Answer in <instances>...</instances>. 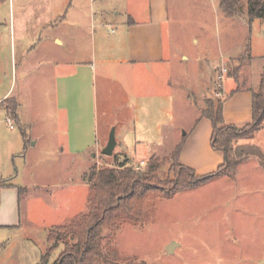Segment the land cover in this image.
I'll return each instance as SVG.
<instances>
[{"label":"crops","instance_id":"0c3cea01","mask_svg":"<svg viewBox=\"0 0 264 264\" xmlns=\"http://www.w3.org/2000/svg\"><path fill=\"white\" fill-rule=\"evenodd\" d=\"M172 27L168 0L1 2L0 55L5 52L9 58L11 76H16L20 69L24 91L28 90L32 76H35L34 82L39 83L40 78L48 82L55 108L52 119L56 127L62 124L64 129V141L54 145L55 150L63 151L66 160H70L69 164H64L61 172L58 169L57 177L61 174V179L54 183H49L47 178L41 176L38 184L18 181L19 172L14 173L13 167L12 142L0 134L1 232H12L22 226L20 197L24 192L31 193L36 189L49 192V189L54 188L69 190L73 186L86 188L72 179L71 168L77 166L75 160L80 159V168L83 173L86 170L87 174L94 162L99 161V153L102 154V148L108 141L109 129L114 127V124L106 127L104 135L97 131L95 98L98 86L105 95H113L114 101H117L115 112L120 110L118 115L122 117L117 120L123 127H129L131 136L123 132L117 137L116 127L114 133L116 153L131 163H146L150 157L160 156L166 143L172 145L184 139L179 162L195 175H209L224 164L223 154L210 145L211 123L205 118L199 119L201 106H196L194 101L192 104L197 109V116L187 128L188 131L180 136L181 130L187 126L177 115L180 104L174 99L173 86L177 84L180 91L184 92L183 66L189 59L176 45ZM165 36L168 37L170 51L166 48ZM193 42L197 43L194 39ZM212 55L209 54L207 58ZM194 57L191 59L194 63L200 60L209 62L203 56ZM171 65L182 71L180 80L171 77ZM262 72L263 68L259 65L257 78ZM140 84L144 86L143 91L140 90ZM12 85L13 82L0 96V117H9L20 127L24 142L19 153L22 158L28 152V143L33 141L32 147H35L43 136L31 135L34 121L21 114L17 98L12 97ZM256 85L255 88L238 86L236 90H224L223 94L228 96L222 110L225 124L240 128L252 122L251 91L259 89L260 84L257 82ZM149 91H153V94L155 91L162 93L160 96L141 95V92ZM131 101L137 103L128 108ZM150 104L159 109L151 111ZM157 116H163L164 119L160 121ZM2 129L0 120V132ZM129 141L133 142L132 148L135 150L137 146L143 149L139 159L127 156ZM250 168L242 165L239 176ZM19 190H23L20 195ZM57 193L70 203H64L61 207L65 213H70L77 206L78 197L74 202L72 190ZM50 211L40 210L34 214L26 210L25 218L45 222V218L52 215ZM11 259L2 257L0 264H13L12 261L17 260L13 255Z\"/></svg>","mask_w":264,"mask_h":264},{"label":"rangeland","instance_id":"374dc122","mask_svg":"<svg viewBox=\"0 0 264 264\" xmlns=\"http://www.w3.org/2000/svg\"><path fill=\"white\" fill-rule=\"evenodd\" d=\"M220 2L221 0H168L176 45L189 59L183 66L184 92L180 91L177 84L173 86L174 99L180 104L177 115L187 126L181 130L180 136L188 131L187 128L197 116L193 101L196 106L205 108L208 99H222V95L217 94H223L225 89L236 90L238 86L255 88L257 82L260 84L256 71L259 65L264 69V18L250 24L246 18L245 0H234L238 3L237 7L242 8V14L230 17L220 10ZM165 37L166 48L170 51L168 37ZM17 50L20 53L19 47ZM196 55L203 56L209 62H192L191 59ZM171 66V77L180 80L182 71ZM223 66L227 73L219 86L216 75ZM16 73V76H11L9 58L3 52L0 55V96L13 82L11 93L20 104L21 114L34 121L31 135H42L43 138L35 147H32L33 141L29 142L28 152L21 158L19 153L24 142L20 127L10 119L13 128L9 129L6 117H0L3 123L0 134L12 142L13 167L14 173L19 172L18 181L38 184L41 176L47 178L49 183H54L61 179V174L57 177L58 169L61 172L64 164H69L70 160H66L67 156L63 151L55 150L54 145L64 141V129L62 124L56 127L52 119L55 108L48 82L41 78L39 83L34 82L35 76H32L28 82V90L24 91L20 69ZM139 87L143 91V84ZM161 93L155 91L153 94V91H149L143 94L141 92V95L160 96ZM95 102L98 133L104 135L106 127L114 124L109 132H114L116 127L117 137L123 132L131 136L129 127H123L117 120L122 117L118 115L120 110L115 112L117 101H114L112 94L105 95L98 86ZM133 102L127 107L136 105L137 102ZM150 109L157 111L159 108H153L150 104ZM162 117L156 118L162 121ZM178 141L172 145L166 143L160 156H157L161 163L158 176L162 179L166 175L172 179L169 155L177 147ZM238 144L246 149L250 145L258 147L262 153V162L253 157L247 158L242 165H248L252 169L239 176L241 165L234 180L217 178L211 180L208 183L210 185L180 192L172 199H156L144 224L133 227L126 223L116 233L114 243L119 264H264V121L262 129L251 141L241 140ZM133 146V142L129 141L127 156L139 159L143 149H138L137 146L135 150ZM98 159L93 166L100 169L112 168L113 163H121L124 157L116 153L115 148L111 157L99 153ZM75 161L77 166L71 168L72 179L77 180L80 185L84 184L86 188H54L49 189V192L36 189L31 193L21 194L22 226L8 233L0 231V258L12 260L13 255L18 261L13 260V264H39L40 256L47 248L48 231L55 225L65 224L86 213L89 183L85 180L86 170L83 173L80 168L82 161ZM143 163L140 165L141 163L135 162L134 166L144 170L146 163ZM18 181L15 180L16 183ZM154 186L160 188L162 185L154 183ZM70 190L73 191L74 202L78 197L77 206L70 213H65L61 207L69 202L64 197L60 198L61 194L57 192ZM48 209L52 215L48 219L44 217L45 222L25 218L26 210L36 214ZM109 234V230L104 231V238H108ZM168 246L174 247L171 253L166 251ZM58 253L59 250L54 253L53 261Z\"/></svg>","mask_w":264,"mask_h":264},{"label":"trees","instance_id":"16d2710c","mask_svg":"<svg viewBox=\"0 0 264 264\" xmlns=\"http://www.w3.org/2000/svg\"><path fill=\"white\" fill-rule=\"evenodd\" d=\"M4 0H0L3 2ZM246 18L249 23L264 18V0H245ZM219 8L230 17L242 14L234 0H221ZM260 87L251 91L252 122L237 128L224 123L223 106L228 99H208L205 108L199 110L200 118L211 123L210 145L223 154L224 164L209 175L197 176L179 162L184 139L170 153V173L163 179L158 176L161 163L157 156L150 157L144 170L135 167L128 159L113 163L112 168L90 167L85 180L89 183L86 213L71 221L51 228L46 236L47 248L39 264H119L114 238L120 226L130 224L141 226L151 212L156 199H172L180 192L202 187L213 179L234 180L237 170L247 158L259 159L262 153L254 145L244 148L241 140L251 141L262 129L264 121V69L260 76ZM237 82V81H236ZM238 83V82H237ZM160 184V188L154 186ZM23 190H19V195ZM109 230L108 238L104 231ZM59 253L53 261L56 251Z\"/></svg>","mask_w":264,"mask_h":264},{"label":"water","instance_id":"95a60500","mask_svg":"<svg viewBox=\"0 0 264 264\" xmlns=\"http://www.w3.org/2000/svg\"><path fill=\"white\" fill-rule=\"evenodd\" d=\"M109 137H108V141L106 143V145L102 148V155L107 156V157H111L114 150H115V145H116V140H115V133L113 132V130H111L109 132ZM174 247L172 246H168L166 251L168 253H171Z\"/></svg>","mask_w":264,"mask_h":264},{"label":"built area","instance_id":"2783aa9c","mask_svg":"<svg viewBox=\"0 0 264 264\" xmlns=\"http://www.w3.org/2000/svg\"><path fill=\"white\" fill-rule=\"evenodd\" d=\"M226 73H227V69H226L225 66H223V67L218 71V73H217V75H216V82H218V85H219V86H221V82L223 81V78L225 77ZM217 95H218V96H221L222 94H221V92H219ZM5 120H6V122H7V126H8V128H9V129H12V128H13V123H12V121L10 120V118L7 117V118H5ZM143 164H144V163H141L140 165H143Z\"/></svg>","mask_w":264,"mask_h":264}]
</instances>
